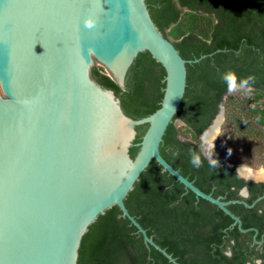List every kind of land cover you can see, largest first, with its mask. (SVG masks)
Wrapping results in <instances>:
<instances>
[{
  "label": "water",
  "instance_id": "obj_1",
  "mask_svg": "<svg viewBox=\"0 0 264 264\" xmlns=\"http://www.w3.org/2000/svg\"><path fill=\"white\" fill-rule=\"evenodd\" d=\"M89 18L93 28L85 27ZM144 52L164 67L165 87L160 107L134 117L92 70L100 63L126 90ZM205 56L184 58L152 18L147 0H0V264H79L85 234L115 205L148 247L181 264L125 203L153 160L229 214L232 225L248 230L229 205L252 207L261 198L250 204L205 192L160 149L181 109L187 63ZM224 114L221 106L200 137L217 133ZM122 117L137 133L127 152L120 148ZM141 125L147 128L139 139Z\"/></svg>",
  "mask_w": 264,
  "mask_h": 264
},
{
  "label": "trees",
  "instance_id": "obj_2",
  "mask_svg": "<svg viewBox=\"0 0 264 264\" xmlns=\"http://www.w3.org/2000/svg\"><path fill=\"white\" fill-rule=\"evenodd\" d=\"M152 18L173 40L187 63V87L181 109L171 120L161 153L203 191L214 196L239 197L242 165L264 166V3L251 0H147ZM234 71L239 78L255 77L251 93H229L222 76ZM93 76L121 98L126 112L141 117L160 107L165 69L149 53L139 54L122 90L104 67ZM225 119L214 142L219 166L190 163V150L200 151L202 132L221 106ZM177 121L181 125H177ZM139 126V139L146 130ZM133 155L137 148H133ZM173 153H179L173 155ZM126 206L156 243L181 264L247 263L248 244L234 219L216 204L200 197L153 160L125 199ZM239 204H231L238 209ZM261 229L264 217L261 215ZM227 248L232 254L226 253ZM79 264H175L154 246L114 206L98 217L85 234Z\"/></svg>",
  "mask_w": 264,
  "mask_h": 264
},
{
  "label": "flooded vegetation",
  "instance_id": "obj_3",
  "mask_svg": "<svg viewBox=\"0 0 264 264\" xmlns=\"http://www.w3.org/2000/svg\"><path fill=\"white\" fill-rule=\"evenodd\" d=\"M253 171L257 172L258 170L253 169ZM241 177L243 178V181L238 190L239 197L229 199L226 194H221L219 196L224 200L239 199L250 204L258 198H261L256 201L252 207L243 202H234L231 204H239L238 209H230L241 218L242 227L248 229L246 231L241 230L244 245L248 244L251 248L250 251L246 252V255L249 257L247 258V263L254 262L256 264H264V228L261 229V226L259 225L262 223L261 215L263 214L264 217V178ZM242 190H246V195H241ZM230 226L235 227L236 225L230 223L229 227ZM226 253L231 255L232 250L227 248Z\"/></svg>",
  "mask_w": 264,
  "mask_h": 264
},
{
  "label": "clouds",
  "instance_id": "obj_4",
  "mask_svg": "<svg viewBox=\"0 0 264 264\" xmlns=\"http://www.w3.org/2000/svg\"><path fill=\"white\" fill-rule=\"evenodd\" d=\"M95 26V20L89 18L85 20V27L93 28ZM222 79L227 84V89L229 93L237 92L240 90H244L245 93H251L252 91V84L255 83L254 76H248L246 78H239L234 71H227L223 74ZM119 133H120V148L121 150L127 152L132 146L133 142L136 139L137 133L135 129L131 126V122L127 117H122L118 124ZM219 130L217 133L213 134L211 137H208L207 133L204 134V139L200 144V151H191L190 150V163L195 168H200L203 166L202 156L208 159L209 166L216 168L219 166L218 160L213 158L214 157V142L219 134ZM179 153H173V155H178ZM264 171V170H261ZM252 177V169H238L237 175ZM241 195H246V190H242Z\"/></svg>",
  "mask_w": 264,
  "mask_h": 264
},
{
  "label": "rangeland",
  "instance_id": "obj_5",
  "mask_svg": "<svg viewBox=\"0 0 264 264\" xmlns=\"http://www.w3.org/2000/svg\"><path fill=\"white\" fill-rule=\"evenodd\" d=\"M96 65H99V66H102L100 63H98V62H96ZM103 67V66H102ZM222 107H224V105H222ZM225 108V107H224ZM224 119H225V114H224ZM224 119L221 121V124H220V126H219V128H218V130H219V133L218 134H220L221 133V130H222V126H223V123H224ZM177 125L178 126H180L181 125V122L179 121V122H177ZM201 138V137H200ZM204 138H201V140H203ZM242 167H249V168H251V169H256V170H262V169H264V166H256V167H253V166H251V165H247V164H245V165H242L240 168H242Z\"/></svg>",
  "mask_w": 264,
  "mask_h": 264
},
{
  "label": "bare ground",
  "instance_id": "obj_6",
  "mask_svg": "<svg viewBox=\"0 0 264 264\" xmlns=\"http://www.w3.org/2000/svg\"><path fill=\"white\" fill-rule=\"evenodd\" d=\"M219 125H220V120H219ZM219 125H218V128H219ZM248 168H249V167H242L241 169L244 170V169H248ZM262 170H264V169H262ZM252 173L255 174V175H258V176H262V177H264V171H261V170L259 171V170H258V171L256 172V171H253V169H252Z\"/></svg>",
  "mask_w": 264,
  "mask_h": 264
}]
</instances>
